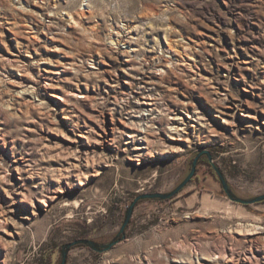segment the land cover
I'll return each instance as SVG.
<instances>
[{
    "label": "rangeland",
    "instance_id": "obj_1",
    "mask_svg": "<svg viewBox=\"0 0 264 264\" xmlns=\"http://www.w3.org/2000/svg\"><path fill=\"white\" fill-rule=\"evenodd\" d=\"M201 151L264 194V0H0V264L112 241ZM211 169L67 264H264V202Z\"/></svg>",
    "mask_w": 264,
    "mask_h": 264
},
{
    "label": "water",
    "instance_id": "obj_2",
    "mask_svg": "<svg viewBox=\"0 0 264 264\" xmlns=\"http://www.w3.org/2000/svg\"><path fill=\"white\" fill-rule=\"evenodd\" d=\"M204 156H207L210 163H212V166H213L215 172L217 173L218 179L220 180L225 193L228 195V197L230 198L231 201H233L234 203L242 204V205H252V204H258V203L264 202V194L259 195V196H255V197H251V198L240 197L233 190L228 179L222 173L220 168L214 164V162H213L214 159H213L212 155L210 154V152L209 151H201V152L196 154L195 159L192 162L190 172L188 173V175L185 177V179L182 181V183L179 184V186L176 189H174L173 191H170V192L144 193V194H141V195H138L137 197H135V199L133 200V202L130 204V206L128 207V209L126 211L125 220H124L123 225L121 227V231L116 235V237L112 241L102 244V243L96 242V241L91 240V239L82 238V239H76V240L69 242V243H65L62 245V248H61V263L60 264H67L68 256H69V253L71 252V250L77 246H80V245H84V246L92 249L93 251L100 252V253L110 251L116 244H118L120 242L122 237L125 235L126 229L128 228V226H129V224L133 218V215H134V212H135L137 205L142 201H166V200H169V199L175 197L176 195H178L193 180V178L197 172V166H198L200 160Z\"/></svg>",
    "mask_w": 264,
    "mask_h": 264
},
{
    "label": "bare ground",
    "instance_id": "obj_3",
    "mask_svg": "<svg viewBox=\"0 0 264 264\" xmlns=\"http://www.w3.org/2000/svg\"><path fill=\"white\" fill-rule=\"evenodd\" d=\"M76 21V20H75ZM77 22V21H76ZM168 63L169 64H171L172 63V61H168ZM149 98H151V97H149ZM149 100V99H148ZM156 102V101H155ZM146 104L147 105H154L152 102H150L149 104L146 102ZM156 108V107H155ZM154 108V109H155ZM153 110V109H152ZM205 118V117H204ZM203 117H202V115H201V112H196L195 114H194V116L192 117V119L198 124V125H200L201 127H204V128H207V124H205L203 121L205 120ZM173 119H175V121H177V122H175V123H177L178 124V122L179 121H181V119H182V121H183V118L180 116V117H175V118H173ZM184 122V121H183ZM179 123H181V122H179ZM175 128H174V133H173V136H177V135H181V132H182V130H183V127H181V126H177V125H175L174 126ZM184 132V131H183ZM131 137V136H130ZM177 137H173V139H176ZM251 227H252V225H251ZM250 227V228H251ZM255 228V227H254ZM254 228H251V229H247V231H246V233H247V235L250 237V235H254V234H257L258 232H254ZM245 231V230H244ZM245 233V234H246ZM243 234V233H242ZM253 241V240H252ZM188 260V259H187ZM180 262V261H179ZM210 262V261H209ZM212 262V261H211ZM245 262V261H244ZM251 263V262H250Z\"/></svg>",
    "mask_w": 264,
    "mask_h": 264
},
{
    "label": "trees",
    "instance_id": "obj_4",
    "mask_svg": "<svg viewBox=\"0 0 264 264\" xmlns=\"http://www.w3.org/2000/svg\"><path fill=\"white\" fill-rule=\"evenodd\" d=\"M208 164V165H210V162H209V160L208 159H206V158H202L201 160H200V163L199 164ZM212 170V174L215 176V172H214V170L213 169H211ZM83 237H81V238H78V239H82ZM125 238L126 237H122V239L120 240V241H123V240H125ZM81 246H83V247H85L84 245H80V246H77V247H81Z\"/></svg>",
    "mask_w": 264,
    "mask_h": 264
}]
</instances>
